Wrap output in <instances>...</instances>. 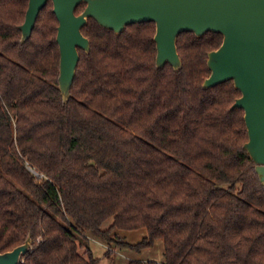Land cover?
I'll use <instances>...</instances> for the list:
<instances>
[{
    "label": "trees",
    "instance_id": "trees-1",
    "mask_svg": "<svg viewBox=\"0 0 264 264\" xmlns=\"http://www.w3.org/2000/svg\"><path fill=\"white\" fill-rule=\"evenodd\" d=\"M27 6L0 0V253L30 236L18 264H98L91 237L109 253L162 238L163 261L128 264H264V185L231 108L241 92L202 86L222 34L180 33L181 67L158 68L153 21L116 33L88 18L65 102L52 2L21 42ZM139 228L136 243L117 233Z\"/></svg>",
    "mask_w": 264,
    "mask_h": 264
},
{
    "label": "water",
    "instance_id": "water-1",
    "mask_svg": "<svg viewBox=\"0 0 264 264\" xmlns=\"http://www.w3.org/2000/svg\"><path fill=\"white\" fill-rule=\"evenodd\" d=\"M48 0H28L25 19L19 25L21 42L31 35L40 10ZM58 26L56 40L60 62L58 85L62 99L70 88L80 60L79 48L89 52L90 40L82 33L88 18L120 33L133 23L153 21L156 66L166 63L175 69L182 61L177 37L185 31L197 36L206 32L222 34L220 46L208 52L210 74L202 86L209 88L233 80L241 95L231 108H242L248 132L243 148L255 163L264 185V0H51ZM85 3L76 13V7ZM24 243L0 253V264H18L31 245Z\"/></svg>",
    "mask_w": 264,
    "mask_h": 264
},
{
    "label": "rangeland",
    "instance_id": "rangeland-1",
    "mask_svg": "<svg viewBox=\"0 0 264 264\" xmlns=\"http://www.w3.org/2000/svg\"><path fill=\"white\" fill-rule=\"evenodd\" d=\"M112 221L111 218L104 222L103 227H106ZM120 237L131 243L140 241L147 231L145 228H139L134 230L120 229L117 231ZM89 244L94 251L95 256L99 258L98 264H128L130 259L148 260L153 259L157 261L164 260V243L162 238L155 240L154 245L143 249L140 252H136L129 247H119L113 245L114 249L111 253L108 252L109 247L98 238L91 237Z\"/></svg>",
    "mask_w": 264,
    "mask_h": 264
}]
</instances>
